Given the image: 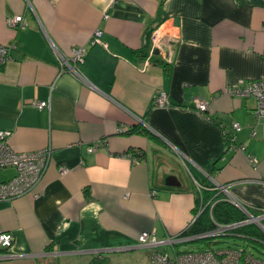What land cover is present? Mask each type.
Wrapping results in <instances>:
<instances>
[{
	"label": "crops",
	"instance_id": "0c3cea01",
	"mask_svg": "<svg viewBox=\"0 0 264 264\" xmlns=\"http://www.w3.org/2000/svg\"><path fill=\"white\" fill-rule=\"evenodd\" d=\"M19 15L27 27L11 28ZM76 46L88 49L83 79L59 75L57 50ZM0 47V131L15 151L52 148L37 197L0 202V229L14 236L0 264H89L112 249L143 250L150 264L139 235L186 231L201 191L224 187L264 208L257 100L225 94L264 79V0H0ZM160 92L166 108L155 106ZM0 171V182L16 173Z\"/></svg>",
	"mask_w": 264,
	"mask_h": 264
},
{
	"label": "built area",
	"instance_id": "2783aa9c",
	"mask_svg": "<svg viewBox=\"0 0 264 264\" xmlns=\"http://www.w3.org/2000/svg\"><path fill=\"white\" fill-rule=\"evenodd\" d=\"M7 23L11 28L19 29L27 27L24 17L19 15L7 19ZM169 44H173L178 36L173 31H167ZM165 34V35H166ZM158 33L153 36V42L157 40ZM103 32L97 30L93 35L90 45L100 44ZM159 38V37H158ZM161 42L159 43L160 46ZM157 44H155L156 46ZM172 46V45H171ZM88 49L86 46L73 47L68 53L57 50V59L59 62V75L66 72L81 77L80 66L85 63ZM169 52L165 60L171 61L172 49L169 46ZM9 58V48H0V64H3ZM225 94L232 97H254L257 105L253 110V115L258 124L264 125V79L249 81L245 85H236L225 91ZM155 106L158 108H166L169 106V100L164 92H160L154 99ZM35 106L40 110H50V102H39ZM196 109L205 113L208 109L207 103L201 99L196 100ZM235 131L239 132L241 126L238 123L233 124ZM10 131H0V170L14 169L16 171L13 178L5 182H0V202L13 201L27 195H34L36 188L40 184L45 175L52 157V148L47 147L39 151L19 152L12 149L9 144ZM233 142V141H232ZM229 145L233 148L234 144ZM95 148H89L93 151ZM241 148L240 150H242ZM251 159V158H250ZM254 162V159L251 161ZM61 174L68 173L66 167L60 168ZM225 190V189H224ZM242 209H246L244 205L236 203ZM205 207H201L194 217L192 224L196 222L199 216L204 212ZM261 217H249L244 222H237L228 225H217L212 231L199 234L196 236H187L183 233L176 236H167L159 238L155 231L143 232L139 235L138 244L141 248L152 250L150 264H264V260L254 257L245 249L234 244H221L219 239L233 238L234 231L241 226L255 223L260 225ZM264 231V229H263ZM217 240V247L208 248L206 250H186L182 247L185 243H191L195 240ZM246 239H249L246 238ZM14 236L10 232L0 229V250L9 251L13 245ZM260 244L259 241H255Z\"/></svg>",
	"mask_w": 264,
	"mask_h": 264
},
{
	"label": "trees",
	"instance_id": "16d2710c",
	"mask_svg": "<svg viewBox=\"0 0 264 264\" xmlns=\"http://www.w3.org/2000/svg\"><path fill=\"white\" fill-rule=\"evenodd\" d=\"M167 69L168 66L166 65ZM132 132H141L146 135H150L143 127L133 128ZM227 133L228 144L230 145L232 142V138ZM132 156L135 159H142L144 153L141 151H133L131 152ZM182 186L178 187L181 188ZM198 194V193H197ZM202 195V197L200 196ZM197 198V203L200 206L205 207L204 212L199 216L194 224L190 226L189 229L183 231L184 235L187 236H196L199 234H203L209 231H212L219 225H228L237 222H244L249 217H261L264 215L263 207H246V209H242L239 207L236 202L230 200L225 196L224 192H221L218 189L213 190H204L201 191ZM199 211V210H198ZM261 225L264 227V218L262 219ZM250 240L254 243L260 244L255 241L264 240V232L260 229L259 225L255 223H251L248 225H244L239 227L234 231L233 238L234 239H246ZM194 242H205L209 248L212 247L211 244H216L217 242H213V240H195ZM103 258V259H102ZM96 259L98 262H96ZM94 259L93 262L96 264H100L101 261L106 260V256H98Z\"/></svg>",
	"mask_w": 264,
	"mask_h": 264
},
{
	"label": "rangeland",
	"instance_id": "374dc122",
	"mask_svg": "<svg viewBox=\"0 0 264 264\" xmlns=\"http://www.w3.org/2000/svg\"><path fill=\"white\" fill-rule=\"evenodd\" d=\"M1 174L2 173L0 171V180H3L4 177H2ZM261 222L262 220H259L260 223L259 227L263 231L264 227L261 225ZM213 242H217V240H213ZM218 242H220L219 246H223L221 244H227V243L229 245L236 244L241 248L245 249L249 254L253 255L254 257L264 260V240L262 239L260 240V246L257 243H254L247 239L221 238L219 239ZM211 245L214 248L217 247V244H211ZM182 247L185 248L186 250H206L209 248V246L205 242L185 243L182 245ZM102 256L107 257V255H102ZM94 259H96V256L93 257V261ZM112 260L113 262H111ZM93 261L90 262L89 264H96ZM96 262H98L97 259ZM100 264H149V258L147 253L144 252L143 250H133V251H125V252H117L114 254H109V258H106L105 261H101Z\"/></svg>",
	"mask_w": 264,
	"mask_h": 264
},
{
	"label": "water",
	"instance_id": "95a60500",
	"mask_svg": "<svg viewBox=\"0 0 264 264\" xmlns=\"http://www.w3.org/2000/svg\"><path fill=\"white\" fill-rule=\"evenodd\" d=\"M173 185L178 186L179 184H173ZM117 251L120 252V251H126V250L125 249H112V251L110 250V251H105V252H107V253H115Z\"/></svg>",
	"mask_w": 264,
	"mask_h": 264
},
{
	"label": "flooded vegetation",
	"instance_id": "af4514ba",
	"mask_svg": "<svg viewBox=\"0 0 264 264\" xmlns=\"http://www.w3.org/2000/svg\"><path fill=\"white\" fill-rule=\"evenodd\" d=\"M218 190H220L221 192H223L224 187H220V186H219V189H218Z\"/></svg>",
	"mask_w": 264,
	"mask_h": 264
}]
</instances>
